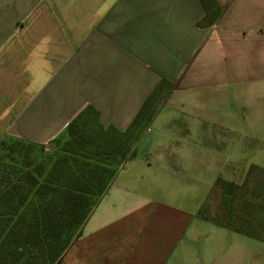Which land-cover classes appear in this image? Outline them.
Masks as SVG:
<instances>
[{
	"label": "crops",
	"instance_id": "crops-1",
	"mask_svg": "<svg viewBox=\"0 0 264 264\" xmlns=\"http://www.w3.org/2000/svg\"><path fill=\"white\" fill-rule=\"evenodd\" d=\"M215 1L223 10L203 27L201 0H0V137L49 147L87 105L124 130L162 78L175 84L163 108L175 95L181 114L208 104L216 127L247 105L264 112V0ZM160 111L146 153L117 172L58 264L202 263L203 233L221 228L196 215L217 164L194 142L157 143Z\"/></svg>",
	"mask_w": 264,
	"mask_h": 264
},
{
	"label": "trees",
	"instance_id": "trees-1",
	"mask_svg": "<svg viewBox=\"0 0 264 264\" xmlns=\"http://www.w3.org/2000/svg\"><path fill=\"white\" fill-rule=\"evenodd\" d=\"M201 1L205 13L197 25L211 26L223 8ZM174 86L162 78L124 130L103 126L98 110L87 105L51 139V150L0 137V264L61 262L130 159L136 129L154 116L153 102L165 100ZM196 215L264 243V167L251 164L241 183L218 176Z\"/></svg>",
	"mask_w": 264,
	"mask_h": 264
},
{
	"label": "rangeland",
	"instance_id": "rangeland-1",
	"mask_svg": "<svg viewBox=\"0 0 264 264\" xmlns=\"http://www.w3.org/2000/svg\"><path fill=\"white\" fill-rule=\"evenodd\" d=\"M250 98L253 99L255 96L250 95ZM164 101L162 96H159L151 106L154 115L161 110L159 119L163 114H167L168 117L165 122L164 120L160 121L165 123L163 126L165 129H162V133L157 135V143L174 144L189 141L201 145L210 152L212 161L217 164V168H213L214 172L217 171L222 179L235 183L242 182L251 164L264 167V112L262 105L254 107L247 105L245 114L241 109L236 110L238 112L237 119L231 120V128H222L216 127L212 123L208 113V104L199 105L201 115L192 116L189 113H183L184 115L180 113L176 95L163 108ZM189 108H191L190 104ZM253 108L257 109L259 113H256ZM150 121L146 120L143 122L142 128L136 129L137 138L131 152L136 155L135 157L146 153L143 149L155 136L154 129L150 133L146 131ZM86 123L89 127L90 122ZM187 125L190 128L189 137L183 134ZM44 148L51 150L50 147ZM204 201L203 198L200 204L203 205ZM118 218L120 219L116 223L119 225H125L131 221L127 216ZM211 231L203 233L201 264H264L263 242L241 234H232L224 227L218 228L215 232ZM221 231L225 235H221ZM206 238L208 239L206 240Z\"/></svg>",
	"mask_w": 264,
	"mask_h": 264
}]
</instances>
